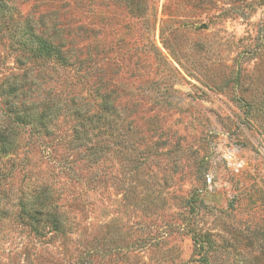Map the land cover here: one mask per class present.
<instances>
[{
    "label": "rangeland",
    "instance_id": "obj_1",
    "mask_svg": "<svg viewBox=\"0 0 264 264\" xmlns=\"http://www.w3.org/2000/svg\"><path fill=\"white\" fill-rule=\"evenodd\" d=\"M1 1L0 264H264V1Z\"/></svg>",
    "mask_w": 264,
    "mask_h": 264
},
{
    "label": "trees",
    "instance_id": "obj_2",
    "mask_svg": "<svg viewBox=\"0 0 264 264\" xmlns=\"http://www.w3.org/2000/svg\"><path fill=\"white\" fill-rule=\"evenodd\" d=\"M264 1V0H263ZM0 8L2 10L1 14L2 16H9L11 17V9L7 7L5 3H3L0 0ZM16 29L13 31L14 35H12L14 42L21 48L23 49H29L36 55L41 53V52H47L48 54L53 51L54 49L47 44L46 41L41 39L37 34L34 33L33 27L29 25L28 23L24 24L23 26L16 25ZM60 58V57H58ZM14 86L10 87V90H13ZM2 117L4 118V122H6V127L7 126H22V127H27L29 130H32L37 124H39V118L35 120V123H33L31 120L32 118L30 115H25L24 113H21V110L14 108L13 105H10L6 107L5 110L2 111ZM37 123V124H36ZM4 130L0 129V153L5 154L7 152V148L4 147L3 143L5 140V133ZM30 132V131H29ZM9 152V150H8ZM193 206H195L194 203H192ZM59 218V217H56ZM55 224L61 228L64 227V221L61 219H54ZM193 241L196 243V248L197 251L199 252L201 256V260L205 264H208L207 260V245L204 243L203 237L201 235H197V233L193 232Z\"/></svg>",
    "mask_w": 264,
    "mask_h": 264
}]
</instances>
